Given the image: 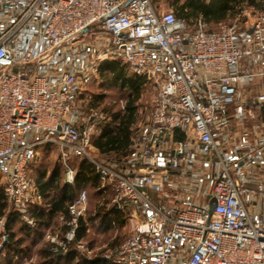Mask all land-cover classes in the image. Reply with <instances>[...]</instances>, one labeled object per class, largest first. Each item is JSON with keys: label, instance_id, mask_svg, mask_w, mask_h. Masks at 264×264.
<instances>
[{"label": "built area", "instance_id": "built-area-1", "mask_svg": "<svg viewBox=\"0 0 264 264\" xmlns=\"http://www.w3.org/2000/svg\"><path fill=\"white\" fill-rule=\"evenodd\" d=\"M0 15L11 18L6 25L0 19V172L7 202L29 227L34 222L27 211L38 197L28 166L38 149L55 145L68 184L75 176L70 158H86L95 167L99 188L111 192V205L132 209L141 221L100 259L112 264H264L259 206L264 182L251 180L264 155L254 153L247 138L240 154L220 153L225 125L220 118L235 100L232 93L223 95L229 83L258 78L261 91L251 104L264 111V11L242 31L235 24L209 30L201 19L190 26L171 11L157 13L152 0H0ZM95 29L111 38L112 49L74 70L62 68V57L77 48L74 42ZM79 50L78 56L87 57L86 50ZM107 59L127 65L155 91L145 124L135 127L122 170L95 160L93 127H78L74 114L81 79L98 75L97 62ZM243 61L250 63L244 69ZM236 117L254 119L255 113L240 104ZM199 154L218 159L207 202L198 205L173 194L174 202L168 203L167 180L184 169L192 173ZM150 193L160 196L154 202ZM87 202L83 186L67 206L64 235L47 237L53 254L64 255L72 246L85 250L75 235Z\"/></svg>", "mask_w": 264, "mask_h": 264}, {"label": "rangeland", "instance_id": "rangeland-1", "mask_svg": "<svg viewBox=\"0 0 264 264\" xmlns=\"http://www.w3.org/2000/svg\"><path fill=\"white\" fill-rule=\"evenodd\" d=\"M178 5L183 3V0H152V6L157 13L174 12ZM258 12L245 9L241 15L229 19L223 24H235L239 29H245L249 27L255 20ZM206 24V23H205ZM208 29L217 30L219 25L206 24ZM95 34L82 35L74 45L77 47L74 53L67 52V56L62 57V68H70L74 70L83 64L95 59L97 55H101L104 51L112 49L111 38L106 35L100 29H95ZM86 50L87 57L83 55L78 56L80 50ZM92 49V50H90ZM77 51V53H76ZM90 59V60H88ZM104 61H115L107 59ZM101 63V62H97ZM260 66V65H259ZM134 74V71L127 67V76ZM103 75H107L106 72ZM102 74L92 76L91 78H82L80 93L77 95L74 101V114L76 118V125L78 127L92 126V136L95 137L97 130L100 129L105 123L110 121L113 114L122 110V107L126 101V92L120 90L111 84L110 80L105 78ZM155 95V91L150 83H146L141 92V97L137 106L138 122L137 125H144L147 117L150 114L152 108V101ZM92 141V139H91ZM93 147V146H92ZM94 148V147H93ZM95 149L93 154L95 160L101 162H110L108 158L100 156ZM45 150V151H44ZM228 152L222 145H220V153L224 154ZM59 150L58 148H45L28 166V176L32 182L39 175H43L46 178H52L56 182L57 187L64 185V179L62 174V167L59 162ZM84 158V157H83ZM82 157H73L68 161V165L77 170V165ZM86 159V158H85ZM199 162L192 165L190 169L192 173L187 172L185 169L181 174L176 175V179L170 177L167 180V190H172L170 197L167 200L168 203H173L176 197H187L193 203L202 205L207 202L209 189L211 187V181L214 173L218 168L217 157H211L206 154H199ZM89 162V160H87ZM114 161V160H112ZM103 163V162H102ZM264 166V165H263ZM256 167L254 170L256 176L259 179L264 180V167ZM171 174V173H169ZM236 177L235 174H233ZM198 178L197 182H194ZM34 186V184H33ZM0 187L3 188V183L0 182ZM54 187V185H53ZM88 193V202L86 212L83 220L86 221L87 233L82 240L84 251H77L81 258L80 264H83L84 259H95L101 257V255L109 248L119 244L125 238H127L132 232V225H129V221L124 219V224L121 227H114L110 229L102 228L100 223V216H98L96 207L111 206V192L106 190L105 193H99L95 189L86 187ZM174 194V196H173ZM160 196L158 193H150L149 197L152 201H156ZM7 207L4 216L2 217L3 223L0 224V264H77L76 262H67L65 260H51V256L48 253L49 241L48 236L56 235L62 237L65 232V220L61 216H54L49 220L47 226L40 227L37 222L36 227H29L24 218L13 211L12 206L6 201ZM46 200L42 199L39 206H44ZM260 211H264V204L260 201ZM101 213V212H99ZM264 215V213H263ZM262 215V216H263ZM8 227V228H7ZM6 239V241H5ZM86 250L90 251L89 254Z\"/></svg>", "mask_w": 264, "mask_h": 264}, {"label": "trees", "instance_id": "trees-1", "mask_svg": "<svg viewBox=\"0 0 264 264\" xmlns=\"http://www.w3.org/2000/svg\"><path fill=\"white\" fill-rule=\"evenodd\" d=\"M175 4L177 8L175 13L173 12L174 15L177 18L185 20L190 26L198 19L203 20L206 24L221 26L222 22L241 15L245 9L258 13L264 11V0H183L182 4L178 5L177 1ZM240 30L244 29L240 28ZM127 67V65L122 64L119 60L102 61L99 64V73L103 75L106 72L107 75L103 76L110 80L113 86L118 87L127 94L122 110L113 114L110 121L97 130L96 136H92L91 141L100 156L108 158V160L111 159L110 162H101L112 165L116 170H118L119 166H124L126 158L131 154L130 148L138 122L137 106L143 87L147 83L144 77L135 72L133 75L127 76ZM182 138L181 135L177 136L178 140ZM53 181L52 178L44 180L43 175H39L36 179L37 188L46 199L47 208L35 206L28 209L27 213L39 222V226H47L46 223L43 225L41 222H48L55 214H62L67 218V205L83 186L95 189L99 193H105L107 190L99 188V178L95 167L85 158H82L77 165L73 184H64L61 187H57ZM6 201L3 188L0 187V217H3L5 214ZM96 210V214L100 216L102 228L110 229L121 227L124 224L123 215L118 208L112 205L107 206V208L98 206ZM86 233V221L80 219L75 241L82 242ZM48 253L51 256V260L77 261V264H80L79 260L81 258L75 249L70 248L68 252L62 255L53 254L49 247ZM83 264L112 263L95 258L92 260L84 259Z\"/></svg>", "mask_w": 264, "mask_h": 264}, {"label": "crops", "instance_id": "crops-1", "mask_svg": "<svg viewBox=\"0 0 264 264\" xmlns=\"http://www.w3.org/2000/svg\"><path fill=\"white\" fill-rule=\"evenodd\" d=\"M0 19L6 20L5 25L9 24L11 22L10 21L11 18L7 17V16H1L0 15ZM19 60H20V56L18 55L17 61H19ZM249 64L250 63L248 61H243L241 63V68L244 69L247 66H249ZM260 91H261V84H260V80L258 78H256L251 83H248L246 80H243L240 83H235V82L229 83L227 85V87L225 88V90L223 91V95H226L228 93L234 94L235 100L232 103L228 104L225 113H223V116L220 118V123H222V124L225 123L224 130H223L222 137H221V140H222L221 144H222V147H224V149H226L227 151H231V153H234L235 155H238L242 152V149L240 148V146L242 145L243 140H245L246 138L249 141L251 148L253 149L254 153L264 155V120H263L264 119V111L263 110L259 111V110L255 109L254 105L251 104L252 98L254 96H256ZM240 104H243V105H245V107H248L249 109L253 110L255 113V118L254 119L246 118L243 120L237 119L236 114H237V111H238ZM52 147L55 148L56 146L55 145H48V146H44V147L38 149V151L36 152L37 153L36 156L43 149L52 148ZM58 158H59L60 166L62 168L63 162L61 160L60 155ZM263 165H264V163H263ZM263 165H261V169L264 167ZM123 167L119 166L118 170H122ZM62 174H63L64 184H68L66 181V175H65V168L64 167L62 168ZM214 175H215V173H214ZM251 175H252L251 176L252 181L264 182V180L259 179V177L256 176L255 170L252 171ZM36 179H35V182L34 181L32 182V184H34L33 187H34V190L36 192L38 199L35 201V204L32 207L38 206V207L47 208L46 203L44 206H39L42 202V199H44V200H46V199L40 194V192L37 188V185H36ZM47 179H49V177L46 178L44 176V180H47ZM4 181H5V175L0 172V182H2L3 185H4ZM170 191H172V190H170ZM205 203H203L202 205H205ZM119 211L123 215V218L127 219V221L130 222L129 225H132L131 227L134 231L141 222L139 217L135 213V211H133L132 209H128V210L119 209ZM27 215L29 218L32 219V221L34 222V227H36L38 221H36L31 215L29 216L28 213H27ZM54 216H56V214L53 215V217ZM58 216H61V218L64 220H67V218H68V216H67V218H65V216H63L62 214H58ZM41 223L43 225H45L44 223H46L48 225L49 221L48 222L43 221ZM40 227H43V226L41 225Z\"/></svg>", "mask_w": 264, "mask_h": 264}, {"label": "water", "instance_id": "water-1", "mask_svg": "<svg viewBox=\"0 0 264 264\" xmlns=\"http://www.w3.org/2000/svg\"><path fill=\"white\" fill-rule=\"evenodd\" d=\"M251 33H252V28L248 30V34H251ZM208 206H209V211L211 212L212 209H213V206H214V204H213V200H210V201H209ZM5 241H6V239H5Z\"/></svg>", "mask_w": 264, "mask_h": 264}]
</instances>
